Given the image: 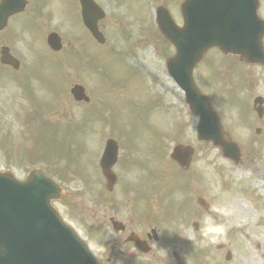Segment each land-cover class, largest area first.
<instances>
[{
  "label": "rangeland",
  "instance_id": "obj_1",
  "mask_svg": "<svg viewBox=\"0 0 264 264\" xmlns=\"http://www.w3.org/2000/svg\"><path fill=\"white\" fill-rule=\"evenodd\" d=\"M65 20L68 21L66 18ZM37 39L40 41L39 38ZM167 50L169 51V48H167ZM217 55L220 57L217 52L209 53L201 67L196 69V77H194L195 81H198L197 84L199 83L198 86L200 87V90L204 94L206 93L217 107L222 104L223 109H221L220 112L222 114H229V117H227L224 124L230 129V131L238 138L242 139L245 137V132L247 133L248 140L242 142L245 153L248 154L246 158L249 160L251 156L253 157V151L256 152V155L261 157L260 154L263 149L261 150L260 146H264V131H262L261 135H256L255 129L260 128V124H253V121L249 123L247 122V118L245 119L246 126L243 128V116L246 115L247 117L248 115L245 99L249 101L252 106L255 97L262 93L259 85L264 84V82L258 83L256 78L250 87L245 86L244 95L243 93L242 95L238 94V92L235 93L236 97L233 99V103L236 101L235 99L238 98V100H240V97H242V117L240 115L232 114L231 111L233 110V107L228 106L227 101L228 104H232L228 97L232 96V93L230 92H233L234 83L225 75L227 68L230 67L231 64L230 62H226L225 59H217L215 61ZM54 58L55 55L45 52L42 55L40 63L42 65L49 62L55 63ZM156 70L157 71H153L149 67H146L144 68V71L146 72L145 74H138L135 70H129L116 64L114 71L109 73V77L104 78V82H101V84H94L95 87H99L97 88L98 92L94 88L88 93L91 98V103L89 105L75 104L73 102L70 103L65 101L60 107L54 105L51 106L49 110L50 114H48L49 122L53 125H59V130L67 131H46L48 124L45 122L44 131H42L40 126H34L36 133L33 137L40 138L42 132H45L46 136H42L41 140H39L43 144V157L48 162L59 164V166L50 168L47 166V163L43 158L33 160L37 156L33 157V159L30 156H28V158L25 157L26 159L24 160H28L30 165L26 163L15 164L11 159H17L20 161L17 163H22L24 157L21 155V152L26 151L27 148L23 145H19L18 142L11 140L7 148L0 146V169L12 170L16 175L23 178V176L27 175V173L34 168H46V171H56L57 169L63 171L64 167L67 168V174L71 181L62 184V186L69 191V195L66 199H63L62 202L56 204V208L64 219L81 235L83 232L85 233L86 229L82 223L81 214L90 218H95V214H100L99 212L95 213V211L101 210L106 214L108 213V215L110 214L111 207L108 206L109 203L102 204L101 207H94V203L90 199L89 193H91V188H96L97 191L103 190L104 182L98 169L97 156H100L104 149L106 140L116 136V131L111 130L112 128L118 129L121 132L125 130L132 131L134 133V135H132L133 137L141 138L138 140V146L143 147V149L134 153L133 159L135 163L142 165L145 177L153 176L150 172V168L153 167L152 160L154 158L152 155L155 152V148H157V151L167 148V145L172 144L170 138H174V130L184 128V134L181 141L186 144H192V146L198 150V155L194 162L197 167H204V170L208 171V179L205 178L204 185L202 186L198 183V187L201 190L199 193L203 195L204 199L214 200L216 198L217 194L216 192H213L214 186L218 187V189L223 192L228 193L229 188L223 182H232L239 185L242 183L243 185L245 181H250L247 179L251 175L250 170L243 172L240 165L233 166L223 160L217 149L197 143L194 138L195 122L197 121L196 119L191 118L192 116L189 118L188 108L184 102L182 92L170 80L167 73L162 70L161 66H158ZM236 74L237 72H233L232 77H236ZM77 75L78 74L73 73L71 77L74 78L77 77ZM43 76L44 71L41 70L39 75L30 80V83L27 81L23 82L24 86H28L29 84L30 88L25 94V97L30 106L35 107L23 108V115L26 116L25 125L28 129L27 133H29L30 125L35 124L36 122L38 113L36 106L40 102H46L48 99L52 98V94L58 96L63 91L60 88L62 78L56 71L53 70L52 73L46 74L45 79H43ZM98 76L103 78L99 74ZM111 83L116 86V89L113 92H109L107 89L111 88V86H104ZM48 84L51 88V92L48 89ZM14 86L15 85L11 83L8 86V92L10 91V87L12 89ZM4 94H6V98L5 100L3 98L0 99V110L5 101L9 102V94L6 92H4ZM101 105L103 108L101 117L103 118L99 116H91L83 120L87 111L94 110L95 107L100 108ZM17 111V104L13 102L10 113L3 112L0 118L4 120L2 121L4 126H7L9 129L12 127V129H15L17 127L15 121ZM10 114L12 116H10ZM42 116L44 117V114H42ZM251 123L252 126L250 125ZM80 126L86 131L88 136V140L86 141H84L80 130L75 128ZM191 127L192 129H187ZM185 129L186 131L193 130V136H187ZM121 139L125 140L123 136H121ZM158 139L161 141L160 147L157 144ZM31 141L32 139H30V143ZM32 150L33 148L31 145L27 154ZM122 150L123 156L125 157L128 153V149L122 147ZM61 151H63L64 154L59 155V152ZM68 154H71L72 156V163H69L70 158L68 157ZM95 154L96 158L93 165L92 162H88V159ZM257 160V158H252L253 162H256ZM87 163L91 166L87 170V174L90 178L89 181L78 176L77 171L75 173L72 170L74 169L84 173ZM51 173L56 178L60 179L56 172ZM209 177L213 178L215 183L211 184V187L207 185V182L210 179ZM259 187H261L264 193V182H257V185L254 186L255 191L261 195L262 191ZM209 188L210 190H208ZM185 191L186 188H183L181 192L185 193ZM232 199L237 200V206L238 203L242 205V211L236 214H231L232 216H229L227 220L231 226L236 227L234 235L228 236L223 234L218 237V239L213 240L214 243L207 244V246L215 253V245L217 243L229 244L232 259L229 262H225V252H216L220 264H264V220L261 224L257 223L258 226L256 229L242 227V230H240L238 228L239 223H234V220H241L243 223L253 222L254 215H250L251 212L247 213L246 210H252L255 205L252 204V199L249 196L243 195V192L242 202L238 198ZM84 205H88L89 207L84 208V211H82L81 206ZM256 208L260 209L259 206H256ZM194 209L193 206L184 201L180 204L176 202L174 207L167 206L165 217L170 225L172 223L173 225L180 226L184 229L187 223L188 214L192 213ZM260 218H264V214H261ZM189 229L190 235L186 234V236H182V240H187L191 243V240H194L196 236L193 235L191 225L189 226ZM88 235L90 236V234ZM90 238L93 239L91 236ZM202 238L204 237L202 236ZM193 244L197 246V243ZM91 247L92 246H90V248ZM92 249H96L94 245ZM210 250H207V253H211ZM198 256L202 257L203 254H199ZM196 264H198V262H196Z\"/></svg>",
  "mask_w": 264,
  "mask_h": 264
},
{
  "label": "water",
  "instance_id": "obj_2",
  "mask_svg": "<svg viewBox=\"0 0 264 264\" xmlns=\"http://www.w3.org/2000/svg\"><path fill=\"white\" fill-rule=\"evenodd\" d=\"M257 0H188L183 5L186 28L177 41L179 57L172 74L180 73L181 83L191 88L187 64L203 51L218 46L224 53L242 54L256 61L263 50L264 24L257 17ZM193 89L197 91L192 85ZM200 102L205 100L198 95ZM192 101L196 102L192 98ZM202 118L209 117L215 141L238 149L229 141L210 107L192 103ZM29 184L0 177V264H97L74 233L65 227L48 205L56 187L39 172ZM32 180V179H31Z\"/></svg>",
  "mask_w": 264,
  "mask_h": 264
},
{
  "label": "flooded vegetation",
  "instance_id": "obj_3",
  "mask_svg": "<svg viewBox=\"0 0 264 264\" xmlns=\"http://www.w3.org/2000/svg\"><path fill=\"white\" fill-rule=\"evenodd\" d=\"M93 1L95 4L90 1L68 0L64 5L66 14L72 15L68 34L73 37L78 30L82 32V38L75 42L77 47L68 49L66 56L69 62L74 57H79L83 67L89 66L90 70L96 71L101 57L99 48L102 45L92 32L98 33L101 39L107 41L119 33L126 37L131 35L140 38V30L136 25L138 28L141 27L139 20L144 18L146 11L150 16V8L146 0L136 5L132 0ZM35 11L36 9L30 8L29 3L23 13L15 17L25 16L24 19L28 23L34 24ZM116 188L110 218V224L114 221L115 227L111 224L113 232L110 247L113 251L114 264H121L120 260L129 263L136 255L142 254L138 250L137 242L142 243L145 248H155L164 241L159 238V233L156 235L157 239L151 235L152 225L158 228L161 202L153 207L148 203L146 183L132 186L130 183L119 182ZM104 262L109 264L111 260L105 258Z\"/></svg>",
  "mask_w": 264,
  "mask_h": 264
}]
</instances>
